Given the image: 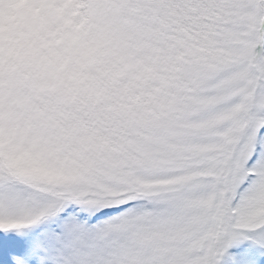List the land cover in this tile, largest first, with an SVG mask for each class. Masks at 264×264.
Masks as SVG:
<instances>
[{
    "label": "snow or ice",
    "instance_id": "6c2138e0",
    "mask_svg": "<svg viewBox=\"0 0 264 264\" xmlns=\"http://www.w3.org/2000/svg\"><path fill=\"white\" fill-rule=\"evenodd\" d=\"M0 264H264V0H0Z\"/></svg>",
    "mask_w": 264,
    "mask_h": 264
}]
</instances>
